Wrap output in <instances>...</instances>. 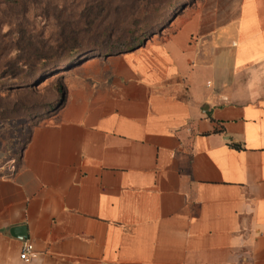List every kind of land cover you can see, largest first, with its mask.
I'll list each match as a JSON object with an SVG mask.
<instances>
[{
    "label": "crops",
    "instance_id": "crops-1",
    "mask_svg": "<svg viewBox=\"0 0 264 264\" xmlns=\"http://www.w3.org/2000/svg\"><path fill=\"white\" fill-rule=\"evenodd\" d=\"M69 72L0 152V264H264V0H196Z\"/></svg>",
    "mask_w": 264,
    "mask_h": 264
},
{
    "label": "rangeland",
    "instance_id": "rangeland-1",
    "mask_svg": "<svg viewBox=\"0 0 264 264\" xmlns=\"http://www.w3.org/2000/svg\"><path fill=\"white\" fill-rule=\"evenodd\" d=\"M195 3L0 0L1 154L17 156L31 127L64 104L69 71L96 55L122 50L126 45L117 41L122 34L143 43L160 32H170ZM105 34L111 36V44L103 42ZM2 161L0 174L6 164Z\"/></svg>",
    "mask_w": 264,
    "mask_h": 264
},
{
    "label": "trees",
    "instance_id": "trees-1",
    "mask_svg": "<svg viewBox=\"0 0 264 264\" xmlns=\"http://www.w3.org/2000/svg\"><path fill=\"white\" fill-rule=\"evenodd\" d=\"M104 7H105V5H103V7H101V10ZM105 36H106V39H103V42L108 43V44H111L110 43V42H112L111 36H109L107 34H105ZM119 38L120 39H118V40L116 39V40L117 41H121V43L124 44V45H126V47H122L123 49L120 50V51H118V52H113V51H110L108 49L109 51L106 54H113V53L125 52V51L131 50L134 47H136L137 45L141 44V42H139V41L136 43V38H134V37L128 38L126 35H123L122 34ZM116 40H114V41H116ZM114 41H113L112 45L114 44ZM102 46H104V44H102ZM100 47H101V45H100ZM108 48H110V46H108ZM58 94H59V91H58Z\"/></svg>",
    "mask_w": 264,
    "mask_h": 264
},
{
    "label": "built area",
    "instance_id": "built-area-1",
    "mask_svg": "<svg viewBox=\"0 0 264 264\" xmlns=\"http://www.w3.org/2000/svg\"><path fill=\"white\" fill-rule=\"evenodd\" d=\"M36 256L35 247L33 242L27 240L21 250L20 257L23 260L29 261L31 258Z\"/></svg>",
    "mask_w": 264,
    "mask_h": 264
},
{
    "label": "water",
    "instance_id": "water-1",
    "mask_svg": "<svg viewBox=\"0 0 264 264\" xmlns=\"http://www.w3.org/2000/svg\"><path fill=\"white\" fill-rule=\"evenodd\" d=\"M11 234L20 239L28 238V230L26 225H18L11 229Z\"/></svg>",
    "mask_w": 264,
    "mask_h": 264
}]
</instances>
